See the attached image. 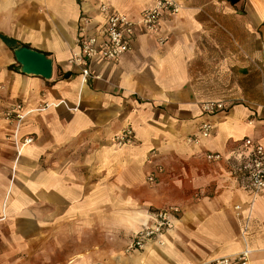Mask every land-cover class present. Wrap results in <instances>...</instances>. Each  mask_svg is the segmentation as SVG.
<instances>
[{
  "label": "crops",
  "instance_id": "0c3cea01",
  "mask_svg": "<svg viewBox=\"0 0 264 264\" xmlns=\"http://www.w3.org/2000/svg\"><path fill=\"white\" fill-rule=\"evenodd\" d=\"M100 3L136 17L151 0H0V35L53 62L49 79L23 74L0 37V264H198L241 252L264 264V190L229 171L240 139L264 141V119L249 122L264 105V0H179L160 20L162 42L137 31L130 52L93 59L84 78L70 58L81 16L91 28ZM206 100L229 108L208 118ZM15 101L29 110L16 132L4 117ZM128 125L133 141L115 145ZM205 152L224 157L208 163ZM170 205L180 208L171 228L128 251Z\"/></svg>",
  "mask_w": 264,
  "mask_h": 264
},
{
  "label": "built area",
  "instance_id": "2783aa9c",
  "mask_svg": "<svg viewBox=\"0 0 264 264\" xmlns=\"http://www.w3.org/2000/svg\"><path fill=\"white\" fill-rule=\"evenodd\" d=\"M180 9L179 0H151V5L142 9L136 17H131L126 13L119 12L105 3L97 6L100 20L91 28L88 25L93 20L92 17L81 16L75 44L77 50L71 55L70 62L79 68L81 75L89 77L92 75L91 61L100 58L107 62H117L121 56L132 49L134 34L142 32L145 34L157 35L160 37V20L165 14H176ZM159 35V36H158ZM229 108L224 100H206L200 103V110L206 117L216 114H223ZM29 110L25 109L22 102L15 101L6 108L4 117L7 122L15 125V132L19 124L28 115ZM259 115L252 114L249 122L253 119H264V105L259 106ZM213 124L209 120L203 121L198 132L201 137H208L212 131ZM16 136V133L13 135ZM134 131L128 125L120 132L114 134L112 141L115 145L121 146L132 142ZM31 136H23L21 144H29ZM188 141H196V137H189ZM233 159L229 164L231 175L247 191L258 193L264 190V141L252 137L240 139L231 152ZM156 155L154 150H150V156ZM204 160L208 163L219 162L223 155L219 152H205ZM163 172L161 165L155 168L146 176L150 184L157 182L158 175ZM238 209V207H235ZM180 208L176 205L166 206L152 213V222L143 225L140 230L133 234L127 246L128 251L141 250L148 242L157 241L160 236L178 219ZM198 264H247V254L241 252L235 256H222Z\"/></svg>",
  "mask_w": 264,
  "mask_h": 264
},
{
  "label": "water",
  "instance_id": "95a60500",
  "mask_svg": "<svg viewBox=\"0 0 264 264\" xmlns=\"http://www.w3.org/2000/svg\"><path fill=\"white\" fill-rule=\"evenodd\" d=\"M232 3L237 0H230ZM14 60L19 65V70L23 74L40 76L49 79L52 74L53 62L45 52L30 48L24 44L18 45L12 50ZM264 60V53H263Z\"/></svg>",
  "mask_w": 264,
  "mask_h": 264
},
{
  "label": "trees",
  "instance_id": "16d2710c",
  "mask_svg": "<svg viewBox=\"0 0 264 264\" xmlns=\"http://www.w3.org/2000/svg\"><path fill=\"white\" fill-rule=\"evenodd\" d=\"M0 37L3 39L4 42H7V41H11V42H12L11 45L7 44L11 51H12L15 47H17L18 45H22L20 42H17V41L14 40V39H10V40H9V38H6V37L3 36V35H0ZM45 54H46V55H49L48 53H45ZM12 69L14 70L15 67L12 66ZM70 75H71V74H70L69 72H67V73H64V74H63V77H64V78H67V77H69Z\"/></svg>",
  "mask_w": 264,
  "mask_h": 264
},
{
  "label": "rangeland",
  "instance_id": "374dc122",
  "mask_svg": "<svg viewBox=\"0 0 264 264\" xmlns=\"http://www.w3.org/2000/svg\"><path fill=\"white\" fill-rule=\"evenodd\" d=\"M30 3V2H29ZM32 3V2H31ZM16 62V61H15ZM17 63V62H16ZM263 89V88H262ZM221 94H222V92H221ZM232 97V96H231ZM214 98H216V97H214ZM217 98H223V99H227L228 97L227 96H224V95H221V96H217ZM229 100H232V101H236V100H239V99H229ZM242 101V100H241ZM263 101H264V97H263Z\"/></svg>",
  "mask_w": 264,
  "mask_h": 264
}]
</instances>
